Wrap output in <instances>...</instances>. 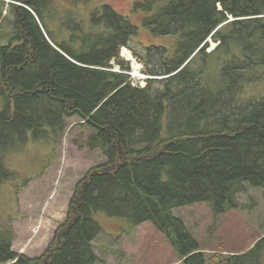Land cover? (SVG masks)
I'll return each instance as SVG.
<instances>
[{"label":"trees","instance_id":"16d2710c","mask_svg":"<svg viewBox=\"0 0 264 264\" xmlns=\"http://www.w3.org/2000/svg\"><path fill=\"white\" fill-rule=\"evenodd\" d=\"M6 1L13 20L0 45V186L16 178L4 164L9 153L53 140L72 117L105 161L79 181L41 256L12 251V231H0V264H102L92 245L96 213L150 223L181 264H256L259 242L206 257L173 211L203 203L220 216L238 207L245 184L264 188V97L246 94L264 84V0L137 2L144 28L177 38L174 54L133 49L139 28L109 6L91 17L100 32H79L77 45L76 34L67 43L48 31L53 0H0V18ZM209 39L216 47L206 52ZM122 47L150 77L144 87L132 85Z\"/></svg>","mask_w":264,"mask_h":264},{"label":"rangeland","instance_id":"374dc122","mask_svg":"<svg viewBox=\"0 0 264 264\" xmlns=\"http://www.w3.org/2000/svg\"><path fill=\"white\" fill-rule=\"evenodd\" d=\"M147 1L152 0H53L45 24L56 41L68 43L71 35L76 34L79 42V32H100L101 27L92 24L91 17L97 10L102 14L101 8L109 6L139 28L130 43L133 49L141 52L144 47L159 46L174 54L175 36H156L141 25L147 13L137 12L134 7L137 2ZM154 1L153 7H158L168 0ZM8 2L0 18V45L7 43L12 31L13 15L8 11ZM77 25L82 31L76 32ZM208 44L206 52L215 49L216 44L210 39ZM122 49L128 50L122 47L119 57L129 63L125 54L126 59L122 57ZM127 52L132 54L130 50ZM137 64L141 78L134 77L131 64L127 75L132 85L144 87L150 77L143 74V65ZM113 70L118 67L114 66ZM246 94L264 97V84L246 87ZM89 135L90 131L82 122L72 117L66 120L64 131L53 136V140L48 135L6 156L5 167L14 172L16 178L0 186V231H12V251L29 258L41 256L65 220L79 181L90 169L104 163L100 150L87 146ZM244 187L245 191L237 197L238 207L223 215L214 216L203 203L173 211L198 241L206 257L239 255L259 242L261 245L255 250L256 264H264V188L246 184ZM94 219L101 231L92 245L102 264H181L166 237L150 223L132 226L127 220L109 218L101 213L94 214Z\"/></svg>","mask_w":264,"mask_h":264},{"label":"bare ground","instance_id":"6f19581e","mask_svg":"<svg viewBox=\"0 0 264 264\" xmlns=\"http://www.w3.org/2000/svg\"><path fill=\"white\" fill-rule=\"evenodd\" d=\"M128 50H126V49H122V57H124L127 61H130L129 63L132 65V72H133V75H134V77H137V78H141V74H140V66H139V64H137V62H136V60L133 58V60H132V54L130 53V54H128V52H127ZM125 54V55H124ZM124 55V56H123ZM129 59V60H128ZM112 64V63H111ZM135 64H137V65H135Z\"/></svg>","mask_w":264,"mask_h":264}]
</instances>
